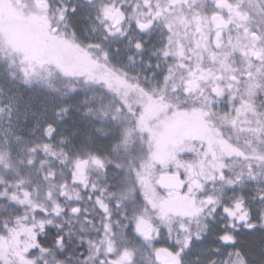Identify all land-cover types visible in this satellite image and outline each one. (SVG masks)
I'll return each mask as SVG.
<instances>
[{"label": "snow or ice", "instance_id": "1", "mask_svg": "<svg viewBox=\"0 0 264 264\" xmlns=\"http://www.w3.org/2000/svg\"><path fill=\"white\" fill-rule=\"evenodd\" d=\"M0 264H264V0H0Z\"/></svg>", "mask_w": 264, "mask_h": 264}]
</instances>
